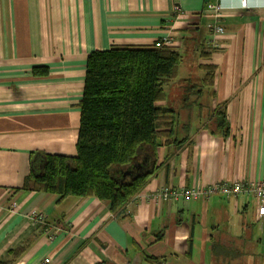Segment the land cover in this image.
I'll return each instance as SVG.
<instances>
[{
  "label": "crops",
  "instance_id": "obj_1",
  "mask_svg": "<svg viewBox=\"0 0 264 264\" xmlns=\"http://www.w3.org/2000/svg\"><path fill=\"white\" fill-rule=\"evenodd\" d=\"M241 1L0 0V264L26 244L13 264H264L252 197L149 199L164 187L264 180V0ZM209 4L222 7L214 47ZM166 38L183 62L159 105L178 114L186 142L168 160L163 146L147 157L162 167L142 191L116 215L97 198L24 189L35 154L76 156L88 57Z\"/></svg>",
  "mask_w": 264,
  "mask_h": 264
},
{
  "label": "trees",
  "instance_id": "obj_2",
  "mask_svg": "<svg viewBox=\"0 0 264 264\" xmlns=\"http://www.w3.org/2000/svg\"><path fill=\"white\" fill-rule=\"evenodd\" d=\"M182 62L183 55L174 46L93 52L86 66L76 156L35 154L24 189L62 199L97 198L119 215L162 167L157 162L150 165L147 157L156 159L163 146L168 160L186 142L176 135L178 114L159 105L166 100V88L178 78ZM205 70L206 81L213 85L215 68ZM215 117L216 129L227 135L226 113L217 112ZM26 247L12 252L2 264H13Z\"/></svg>",
  "mask_w": 264,
  "mask_h": 264
},
{
  "label": "built area",
  "instance_id": "obj_3",
  "mask_svg": "<svg viewBox=\"0 0 264 264\" xmlns=\"http://www.w3.org/2000/svg\"><path fill=\"white\" fill-rule=\"evenodd\" d=\"M241 8L248 9L247 0L241 1ZM175 12L179 14L180 8L177 6ZM207 14L211 16L213 21L212 35L209 38V45L214 47L217 45V37L224 33V28L220 22L222 18V7L220 4H209L207 7ZM156 47L161 48L165 46H173L171 39H163L155 44ZM214 195H220L225 198H237L239 196L252 197L256 204V210L258 217L264 216V180L261 181H234V182H219L209 184L201 189H187L179 188L173 189L172 187H164L154 191L149 199L156 203L172 202L181 200H208ZM12 208L16 209V205L12 204ZM45 215L34 213L31 216V220L37 226H43ZM50 259L45 260V264H49Z\"/></svg>",
  "mask_w": 264,
  "mask_h": 264
},
{
  "label": "water",
  "instance_id": "obj_4",
  "mask_svg": "<svg viewBox=\"0 0 264 264\" xmlns=\"http://www.w3.org/2000/svg\"><path fill=\"white\" fill-rule=\"evenodd\" d=\"M133 264H136V263H133Z\"/></svg>",
  "mask_w": 264,
  "mask_h": 264
},
{
  "label": "rangeland",
  "instance_id": "obj_5",
  "mask_svg": "<svg viewBox=\"0 0 264 264\" xmlns=\"http://www.w3.org/2000/svg\"><path fill=\"white\" fill-rule=\"evenodd\" d=\"M185 88H186V87H185ZM185 88H184V89H185Z\"/></svg>",
  "mask_w": 264,
  "mask_h": 264
}]
</instances>
